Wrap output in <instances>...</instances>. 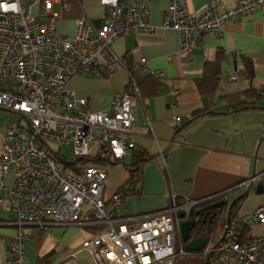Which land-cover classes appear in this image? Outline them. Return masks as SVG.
I'll list each match as a JSON object with an SVG mask.
<instances>
[{
    "label": "built area",
    "instance_id": "obj_1",
    "mask_svg": "<svg viewBox=\"0 0 264 264\" xmlns=\"http://www.w3.org/2000/svg\"><path fill=\"white\" fill-rule=\"evenodd\" d=\"M57 2L68 6L65 0H0V109L20 116L0 133V223L7 200L18 226L9 245L11 256L3 264H24L29 240L25 225L46 228L51 223L107 227L83 240L58 264H81L82 253L94 264H177L192 254L205 256L209 264H264V241L243 237L245 230L264 224V204L229 219L221 242L209 238L202 252H191L185 248L181 223L194 219L193 208L214 197L179 200L174 195L166 208L118 216L125 194L106 191L105 166L82 165L75 173L57 161L54 152L61 154L67 145L73 146L72 160L126 156L138 121V81L131 77L126 89L99 111L91 110L88 99L69 90L67 82L74 75L115 72V65L123 63L112 54V43L121 35L154 29L148 0H100L107 12L99 26L81 17L73 37L61 36L56 30L59 14L53 10ZM263 6L264 0H235L232 6L226 0H210L193 11L188 0H171L163 11L162 27L179 32L177 55L182 58L202 37L221 35L227 22ZM139 64L144 72L164 76L151 70L146 58ZM183 119L174 117L172 127ZM258 183L264 184V171L243 184ZM108 204L113 210H107ZM89 213L92 219H83Z\"/></svg>",
    "mask_w": 264,
    "mask_h": 264
},
{
    "label": "crops",
    "instance_id": "obj_2",
    "mask_svg": "<svg viewBox=\"0 0 264 264\" xmlns=\"http://www.w3.org/2000/svg\"><path fill=\"white\" fill-rule=\"evenodd\" d=\"M65 1L66 8L62 2L53 6L59 14L56 30L61 36L73 37L81 17L99 26L107 12L100 0ZM209 1L188 0V4L191 10L200 11ZM170 2L148 0L149 21L154 29L121 35L112 43V54L123 63L115 65V72L74 75L67 82L69 90L88 99L91 110L99 111L126 89L131 77L138 81V121L126 156L119 163L105 165L106 191L110 194L126 185L130 172L125 165L134 162L137 150L146 151L150 159L143 165L138 193L125 198L116 209L118 216L166 208L174 195L204 200L227 193L226 201L232 202L246 192L248 186L243 184L246 180L264 171V97L258 108L235 110L238 98H244L247 90L264 87V6L227 22L221 35L202 37L189 55L181 58L177 55L179 32L162 27L163 11ZM226 2L232 6L235 0ZM141 58L149 61L151 70H160L164 76L144 72L139 64ZM248 60L254 67L252 78L245 71ZM216 64L220 80L209 95L201 92L197 82L204 75H213ZM232 72L238 75L233 77ZM172 89L177 91L175 96ZM204 109L212 113L193 119L178 132L172 127L174 117L185 119ZM11 178H7L8 184ZM251 190L237 217L264 204V195L257 194L254 187ZM107 210H113V205L108 204ZM4 211L0 223V264L10 258L9 245L18 230L13 215L7 208ZM92 217L89 213L83 219ZM105 228L93 224L51 223L46 228L27 224L24 229L29 240L24 264H58L70 251L79 249L83 240ZM243 237L264 241V224ZM83 254L79 256L81 264L89 258L87 254L82 257ZM177 264H207V258L192 254L182 257Z\"/></svg>",
    "mask_w": 264,
    "mask_h": 264
},
{
    "label": "trees",
    "instance_id": "obj_3",
    "mask_svg": "<svg viewBox=\"0 0 264 264\" xmlns=\"http://www.w3.org/2000/svg\"><path fill=\"white\" fill-rule=\"evenodd\" d=\"M246 75L249 78H252L254 75V67L250 60L246 63ZM220 68L219 65L216 64L215 71L213 75L207 76L204 75L203 78L198 80V87L203 93H208L209 95L212 94L220 80ZM264 87L263 88H256L251 87L247 90L243 95L244 98L241 96L238 98L237 103L235 104V110H243V109H250V108H258L259 100L264 97ZM263 93V94H261ZM212 113L209 109L199 110L192 114L191 118L183 119L178 126L175 127L176 132L179 131L181 127L186 125L187 123L191 122L193 119L201 117L205 114ZM150 155L144 150H137L135 154V160L132 164H126V169L130 172V178L127 181L126 185L121 187L119 190H122L125 194V198L129 195L138 193L136 190L138 185L142 181V168L143 165L149 161ZM122 160H115L111 158L109 155L103 156L101 159H84L79 158L78 163L74 166H64L65 169H69L74 171L75 173L79 171L80 166L87 165V164H98V165H108V164H116L121 162ZM227 194V193H226ZM226 194H222L219 197H214L210 200H206L204 202L199 203L196 205L192 210V217L194 219L198 218L196 222L195 228L191 232V239L197 238L199 236H205L209 238H213L216 242H218L222 236L224 235L226 224L229 219L237 217V212L242 204V201L247 197V194H243L241 196L236 197L233 199L232 207L229 209L228 204H224L219 209H213L212 205L220 201H226ZM182 199L181 197H179ZM216 213V215H214ZM249 230H245L243 236L247 234ZM250 238V237H249ZM248 239V238H247ZM207 264H209V259H207Z\"/></svg>",
    "mask_w": 264,
    "mask_h": 264
},
{
    "label": "water",
    "instance_id": "obj_4",
    "mask_svg": "<svg viewBox=\"0 0 264 264\" xmlns=\"http://www.w3.org/2000/svg\"><path fill=\"white\" fill-rule=\"evenodd\" d=\"M54 155H55V158L57 159V161L63 166H74L78 162L77 159L67 160L58 151H55ZM253 187H254L257 194L264 193V184L258 183L255 186L253 184L248 186V188L244 194L248 195L250 190ZM225 203L229 205V209L232 207L233 202H228V201L224 200V201H220V202L215 203L214 205H212V208L213 209H219ZM214 215H216V213ZM228 220H229V218H228ZM196 222L197 221L195 219H190V220L182 222L181 223V233H182L183 240L185 242V248L188 251L200 253V252H202V250L204 249L206 244L209 242V237L199 236L197 238L191 239V232L195 228ZM223 238L224 237L222 236V238L219 240V242H221L223 240Z\"/></svg>",
    "mask_w": 264,
    "mask_h": 264
},
{
    "label": "rangeland",
    "instance_id": "obj_5",
    "mask_svg": "<svg viewBox=\"0 0 264 264\" xmlns=\"http://www.w3.org/2000/svg\"><path fill=\"white\" fill-rule=\"evenodd\" d=\"M18 120H20V116L18 114H15V113L8 111V110H5V109H0V133L3 132L11 123H13L14 121H18ZM61 154L67 160H72L74 157L73 146L72 145L65 146L63 149H61ZM237 191H239V190H237ZM261 195H264V193H262ZM7 204H8V202L5 200V202H4V208L5 209L8 206ZM4 213H5V211H4ZM198 255L200 257L206 259L205 256H202L200 254H198ZM83 256L85 257L86 255L83 254L82 257ZM82 263L83 264H94L90 257L82 260Z\"/></svg>",
    "mask_w": 264,
    "mask_h": 264
}]
</instances>
